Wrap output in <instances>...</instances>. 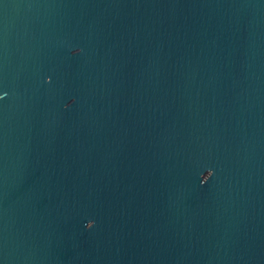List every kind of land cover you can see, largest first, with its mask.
<instances>
[{
	"label": "water",
	"instance_id": "95a60500",
	"mask_svg": "<svg viewBox=\"0 0 264 264\" xmlns=\"http://www.w3.org/2000/svg\"><path fill=\"white\" fill-rule=\"evenodd\" d=\"M0 87V264H264V0H0Z\"/></svg>",
	"mask_w": 264,
	"mask_h": 264
},
{
	"label": "clouds",
	"instance_id": "9594fccd",
	"mask_svg": "<svg viewBox=\"0 0 264 264\" xmlns=\"http://www.w3.org/2000/svg\"><path fill=\"white\" fill-rule=\"evenodd\" d=\"M82 51H83L82 49L77 48V49L74 50V53H73V54H78V53H80V52H82ZM49 80H50V78H49ZM8 95H9L8 92L0 93V100L5 99L6 97H8ZM213 174H214V171L211 170V169H209V170L207 171V173L204 174V176H203V181H202V182L206 183V182L208 181V179H209L211 176H213ZM95 224H96V221H95V220H89V221L87 222V224H86V228H87V229H92V228L95 226Z\"/></svg>",
	"mask_w": 264,
	"mask_h": 264
},
{
	"label": "snow or ice",
	"instance_id": "6c2138e0",
	"mask_svg": "<svg viewBox=\"0 0 264 264\" xmlns=\"http://www.w3.org/2000/svg\"><path fill=\"white\" fill-rule=\"evenodd\" d=\"M4 92H7L6 90H3L2 87H0V93H4Z\"/></svg>",
	"mask_w": 264,
	"mask_h": 264
}]
</instances>
